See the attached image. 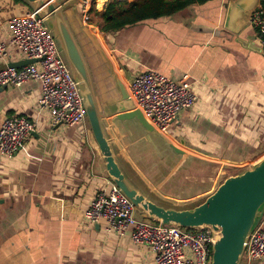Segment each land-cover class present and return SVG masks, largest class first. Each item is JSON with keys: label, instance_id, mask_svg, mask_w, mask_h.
<instances>
[{"label": "crops", "instance_id": "1", "mask_svg": "<svg viewBox=\"0 0 264 264\" xmlns=\"http://www.w3.org/2000/svg\"><path fill=\"white\" fill-rule=\"evenodd\" d=\"M60 1L99 106L120 99L111 68L126 87L127 74L148 69L195 81L196 103L162 137L134 119L106 120L117 162L140 193L167 208L190 209L222 183L220 172L264 158V51L250 23L239 33L225 28L228 4L211 0L102 33L83 20V0ZM33 10L27 0H0V38L9 41L11 19ZM23 60L14 50L0 69ZM40 90L37 80L0 89V126L7 115L37 123L13 158H0V264H154L148 246L109 231L104 219L99 229L85 219L96 191L114 182L88 123L53 126L38 106Z\"/></svg>", "mask_w": 264, "mask_h": 264}, {"label": "built area", "instance_id": "2", "mask_svg": "<svg viewBox=\"0 0 264 264\" xmlns=\"http://www.w3.org/2000/svg\"><path fill=\"white\" fill-rule=\"evenodd\" d=\"M83 0L82 18L89 20V12L99 2ZM228 4L231 0H221ZM9 41L0 38V61L14 50L25 59H39L21 68L0 69V89L8 85H22L30 80L41 84L38 106L48 111L50 123L86 125L87 112L78 83L57 39L38 11L33 10L11 19ZM250 24L256 31L264 51V3L251 14ZM135 75L127 89L136 108L159 131L167 132L180 112L192 109L197 101L195 81L174 80L158 71L148 69ZM37 123L27 116L7 115L0 126V158H13L23 143L35 131ZM91 224L105 220L109 231L119 236L129 234L132 242L148 246L154 254V264H211L213 228L209 225L187 228L140 219L136 207L115 185L96 191L84 213ZM264 261V212L258 219L247 242L242 264Z\"/></svg>", "mask_w": 264, "mask_h": 264}, {"label": "water", "instance_id": "3", "mask_svg": "<svg viewBox=\"0 0 264 264\" xmlns=\"http://www.w3.org/2000/svg\"><path fill=\"white\" fill-rule=\"evenodd\" d=\"M27 1L33 4L39 16L45 18L58 45L59 41L61 43V48L66 54L65 58L78 83L93 136L114 184L137 209L144 211L142 215L144 218L187 228L211 226L215 236L211 264H241L249 237L264 212V158L242 173L225 178L211 195L193 208H167L151 201L130 183L119 166L105 133L106 120L110 117L121 121L134 119L148 133L160 137L163 135L145 118L141 110L136 108L126 85L113 68L111 70L120 99L110 100L99 106L88 65L64 18L61 1ZM261 3L262 0H231L227 6L225 28L239 33L250 23L252 12ZM102 56L108 60V56L103 51ZM37 61L39 59H26L11 63L9 67L21 68ZM127 75L130 82L135 80V75ZM169 145L175 153L184 154V151L175 145ZM96 228L99 229L100 225L96 224Z\"/></svg>", "mask_w": 264, "mask_h": 264}, {"label": "trees", "instance_id": "4", "mask_svg": "<svg viewBox=\"0 0 264 264\" xmlns=\"http://www.w3.org/2000/svg\"><path fill=\"white\" fill-rule=\"evenodd\" d=\"M209 1L211 0H134L130 3L128 0H108L102 11L95 6L91 8L88 22L98 26L102 33L116 32L148 20L171 17L190 6Z\"/></svg>", "mask_w": 264, "mask_h": 264}, {"label": "rangeland", "instance_id": "5", "mask_svg": "<svg viewBox=\"0 0 264 264\" xmlns=\"http://www.w3.org/2000/svg\"><path fill=\"white\" fill-rule=\"evenodd\" d=\"M59 46H60V50H61L62 55L64 57H66V54H65L64 50L61 48L60 41H59ZM87 122H88V125L90 127V124H89V120L88 119H87ZM80 126H83L84 127V125H80ZM89 129H90V131H92L91 130V127ZM247 166H249V165H242V166L230 167V168L224 170L222 173L220 172L219 181L220 182H223V180L225 178L231 176L232 174H235L236 175V174L242 173L246 168H249ZM137 217L140 218V219H144V220H147V221H151L150 219L144 218L142 215H139V216L137 215Z\"/></svg>", "mask_w": 264, "mask_h": 264}]
</instances>
